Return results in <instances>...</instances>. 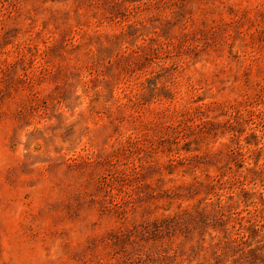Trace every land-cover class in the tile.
<instances>
[{"label": "rangeland", "instance_id": "rangeland-1", "mask_svg": "<svg viewBox=\"0 0 264 264\" xmlns=\"http://www.w3.org/2000/svg\"><path fill=\"white\" fill-rule=\"evenodd\" d=\"M0 264H264V0H0Z\"/></svg>", "mask_w": 264, "mask_h": 264}]
</instances>
